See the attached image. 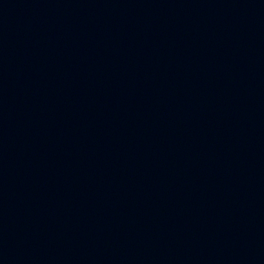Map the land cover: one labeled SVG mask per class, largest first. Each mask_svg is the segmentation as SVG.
Masks as SVG:
<instances>
[{"label": "water", "instance_id": "1", "mask_svg": "<svg viewBox=\"0 0 264 264\" xmlns=\"http://www.w3.org/2000/svg\"><path fill=\"white\" fill-rule=\"evenodd\" d=\"M0 264H264V0H0Z\"/></svg>", "mask_w": 264, "mask_h": 264}]
</instances>
